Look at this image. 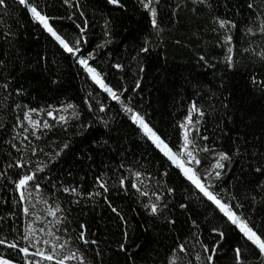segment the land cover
<instances>
[{
	"label": "trees",
	"instance_id": "trees-1",
	"mask_svg": "<svg viewBox=\"0 0 264 264\" xmlns=\"http://www.w3.org/2000/svg\"><path fill=\"white\" fill-rule=\"evenodd\" d=\"M144 3L0 5L1 257L25 261L19 249L26 245V202L17 182L34 174L27 188L78 238L73 252L83 264H237L236 248L246 250L244 264H264L238 227L131 119L132 112L142 115L177 151L179 119L195 104L200 111L192 113L190 136L209 149L196 151L198 174L264 231V0H152L156 27ZM28 5L70 46L79 40V52L65 51ZM220 21L228 23L221 27ZM80 59L119 100L93 81ZM27 108L39 111L41 126L24 149L15 134ZM221 152L229 159L216 177L211 166ZM33 158L38 168H31Z\"/></svg>",
	"mask_w": 264,
	"mask_h": 264
},
{
	"label": "snow or ice",
	"instance_id": "snow-or-ice-1",
	"mask_svg": "<svg viewBox=\"0 0 264 264\" xmlns=\"http://www.w3.org/2000/svg\"><path fill=\"white\" fill-rule=\"evenodd\" d=\"M67 3L68 0H65ZM111 3L113 4H118L119 0H110ZM21 4H25L26 0H20ZM4 4V0H0V5ZM152 4V0H147L146 3H144L145 8H149L151 11L152 15V24L154 27L157 26V21H156V9L154 7H150ZM31 14L33 15L34 19H36L38 22H40L45 29L53 37H55L56 40L59 41V43L63 46L65 51L69 53H77L79 52V43L80 41L77 40L75 45H69L60 35L57 34V32L53 29V27L49 23V18L42 14L41 11H38V8L36 6L28 5ZM221 27H224L228 22L227 21H220L219 22ZM83 32V29H81ZM249 31H252V29H249ZM260 31L264 32V25L261 26ZM227 40H230L231 37H227ZM229 52H231V49H229ZM229 61L231 60V56L228 57ZM79 63L83 65L88 73L91 75V78L93 81L98 84L101 88L104 89V91L108 92L113 100H119L120 96L113 91L112 88H110L107 84H105L103 77L101 74L93 67L89 66L88 60L87 59H80ZM116 67H120V65H117ZM68 108H72L73 105L69 104L67 105ZM103 111V108H101ZM127 111L132 112V109H127ZM199 108L195 104L192 105V107L189 109V114L185 118V122L181 124V128H183L184 135H183V143L180 146L179 151H174L172 147L169 146L168 143L165 142L154 130L152 127L149 126V124L145 121L144 117L140 115L139 113L132 112L131 119L133 122L137 123L141 130L144 132L145 135L149 137V139L152 140V142L155 144V146L170 160L172 161L173 164H175L178 168L181 169L183 175L191 181V183L209 200L212 201L218 209L224 214L225 217L231 222V224L235 225L238 227L239 231L243 234V236L246 238L247 241L251 242L253 246H255L256 249H258L259 253L261 256H264V231H261L258 227L252 226L251 222L243 218L241 215H239L236 211L233 210L232 206L223 202L220 198L219 195L214 193L213 191L210 190V186L206 185L200 175L196 172V170L189 166L193 163L199 164V159L197 158L195 151L190 148V146H193L195 141L191 138L190 136V131L188 129V125L192 123V113L193 112H199ZM202 114V113H201ZM49 115H52L51 112H49ZM26 119H29L30 122L32 123L33 127H36L38 125L37 121L31 120L30 117L26 116ZM61 120L64 119V117H60ZM43 127L47 128L49 125L45 122L43 124ZM199 151H209L207 147L199 149ZM218 159L216 160V163L213 165V169H222L224 167V164L222 163L225 160L229 159L228 154L226 153H219L218 154ZM22 166V165H19ZM259 171V169H257ZM137 176L140 175V173H136ZM215 176L219 177L220 172L215 171ZM34 174H28L24 175L22 178L19 179L17 182V188L18 189H25L28 186V183L32 180H34ZM124 181L121 180V184H123ZM101 187H104L103 184H101ZM132 187H136L135 184L132 185ZM65 191H69V189H65ZM71 191H75V189H72ZM105 191L107 189L105 188ZM21 200L25 199L24 192L21 191L20 194ZM147 207V205H146ZM157 205L152 204L151 205V212L156 213L157 212ZM25 213H28V208L24 209ZM115 211V209H113ZM50 214L55 215L54 212H51ZM215 231V230H214ZM33 232V229L31 225L28 226L26 230V234L22 237L24 240H29V237L31 236ZM51 235V233H49ZM221 238L223 237V233H219ZM81 239H84V233L81 232ZM57 240L59 237L56 238ZM85 243H88L87 240H84ZM44 243H50V241H44ZM93 243H95L93 241ZM0 244H5V241L3 239H0ZM9 247L16 248L17 244L16 243H11L8 245ZM31 246V245H30ZM59 249H63L65 247V244L61 243L59 244ZM123 247V246H121ZM181 251L184 250V246L180 245ZM20 252L27 254L29 252V247H22L19 249ZM205 251L207 252L208 249L205 248ZM246 250L241 249V248H236L235 249V254H236V260L237 264H244L243 262V256ZM212 252L215 253V249H212ZM52 253L53 254H46L43 250L38 249L35 253V255H38L42 257L44 260H53L55 259L56 255H59V252L57 251V248L54 246L52 248ZM72 259H79L81 261V264H83V257L80 255L78 252H72L68 255H64L61 259L57 261V264H65L66 260H72ZM208 261L211 262L213 260V255L208 256ZM0 264H12L11 260L5 259L3 257H0ZM172 264H175V261L172 262Z\"/></svg>",
	"mask_w": 264,
	"mask_h": 264
},
{
	"label": "rangeland",
	"instance_id": "rangeland-1",
	"mask_svg": "<svg viewBox=\"0 0 264 264\" xmlns=\"http://www.w3.org/2000/svg\"><path fill=\"white\" fill-rule=\"evenodd\" d=\"M146 2L147 0H145V3ZM89 76L91 77L90 74ZM190 108H191L190 106L185 107L183 114L179 119L180 128H181V124L185 122V118L188 116ZM26 116L30 117L31 120L37 121L38 125L36 127H33L30 120L26 119ZM40 126H41V122H40L39 111L34 110V109H28V108L25 109L21 117L19 118V128L17 129L16 134H15L17 137V140L20 142V145L24 149L28 148V140L30 136H33ZM192 127H193L192 123L188 125V129L190 132L192 130ZM184 131L185 130L181 128L180 146L183 143ZM190 148H192L196 154V151L199 147H198V144H196L195 142L193 146H190ZM201 148L203 147H200L199 149ZM179 150H180V147L177 151ZM215 163H216V160L211 166V171L212 173H214V175H215V171L220 172L221 170V169H213V165ZM29 164L32 166L31 167L32 169L38 168L40 166V161L37 160V158H33L29 160ZM189 166L193 167L196 170L197 164L193 163ZM21 191H23L25 195V199H23L26 202L25 208H28L29 210L28 213L26 214V226H25L24 235L26 234V230L29 225H31L33 232L31 236L29 237V240L22 239L23 242H25L26 244L24 247H29V252L27 254L24 253L26 255L24 263H17V262L12 261V264H57V261L61 259L64 255H68L75 250L76 248L75 244L78 243L79 240L77 237L71 235L68 232V230L63 227L61 223L60 215L57 213L56 209L48 205L47 202H45L41 198V196L39 195L37 191L29 190L27 187L25 189H18V192L20 194H21ZM51 212H54L55 215L50 214ZM49 233H51V235ZM57 237H59L58 240L56 239ZM73 239L75 241H73ZM46 240L50 241V243H44V241ZM61 243L65 244V247L63 249H59L58 247L59 244ZM54 246L57 248L59 255H56L55 259L51 261L44 260L42 257L35 255L38 249L43 250L46 254L55 255V253H52V248ZM73 261L74 259L66 260L65 264H74Z\"/></svg>",
	"mask_w": 264,
	"mask_h": 264
}]
</instances>
